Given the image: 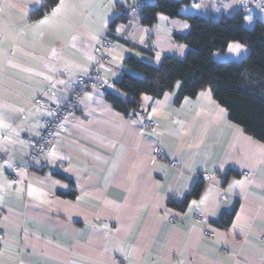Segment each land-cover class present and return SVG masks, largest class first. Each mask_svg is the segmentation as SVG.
I'll list each match as a JSON object with an SVG mask.
<instances>
[{
    "label": "crops",
    "instance_id": "0c3cea01",
    "mask_svg": "<svg viewBox=\"0 0 264 264\" xmlns=\"http://www.w3.org/2000/svg\"><path fill=\"white\" fill-rule=\"evenodd\" d=\"M239 1L190 0L180 13L217 20ZM61 2L0 0V264H264V143L210 89L177 101V82L160 97L142 93L128 114L104 96L131 99L116 84L136 74L128 57L182 59L188 46L174 35L189 21L159 12L142 24L133 0H63L54 14ZM255 19L264 13H244L247 27ZM107 28L114 45L103 62L95 47ZM246 54L230 41L213 58ZM91 73L104 88L83 94L51 155L30 157L27 139L48 115L34 101L61 102L71 78ZM13 163L15 184L6 177Z\"/></svg>",
    "mask_w": 264,
    "mask_h": 264
},
{
    "label": "trees",
    "instance_id": "16d2710c",
    "mask_svg": "<svg viewBox=\"0 0 264 264\" xmlns=\"http://www.w3.org/2000/svg\"><path fill=\"white\" fill-rule=\"evenodd\" d=\"M56 2L44 0L43 9ZM188 2L190 0H154L139 9L142 24L154 23L159 12L189 21L186 34L174 35L177 41L188 46L185 56L179 59L166 55L158 66L128 57L125 64L136 74L125 72L116 84L131 99L111 92H105V98L114 108L128 114L138 111L142 93L160 97L177 82H180L177 101L210 89L214 99L227 109L230 120L264 143V22L255 19L253 25L247 27L241 10L217 20L199 15L184 16L180 6ZM43 9L36 13L41 14ZM125 19L126 15H120L110 28L115 21ZM230 41L244 44L246 56L238 62L214 59L213 52L224 51ZM199 190L200 185L196 184L191 195L197 196Z\"/></svg>",
    "mask_w": 264,
    "mask_h": 264
},
{
    "label": "built area",
    "instance_id": "2783aa9c",
    "mask_svg": "<svg viewBox=\"0 0 264 264\" xmlns=\"http://www.w3.org/2000/svg\"><path fill=\"white\" fill-rule=\"evenodd\" d=\"M154 0H133V7L140 9L146 3H153ZM239 10L243 13L246 11L264 13V2L258 0H240L238 5ZM107 28L102 35L99 44L95 47V52L98 53L100 60L108 62L110 60V51L114 45V40L108 35ZM104 88V82L100 76L95 73L89 75H77L71 78L66 85V94L61 102H50L42 98L34 101L36 105L44 108L48 115H42L39 118V128L35 136L27 139L29 147V156L36 157L37 155H51L57 148V131L63 129L66 121L69 120L77 109L78 101L84 93L92 88ZM155 122L152 119H143L142 127L144 129H152ZM163 157V149L155 148L153 158L159 159ZM176 161H171V165H175ZM21 168L18 164H10L6 170L7 179L15 184L20 181ZM204 179H209V174L202 175ZM2 233L0 231V237Z\"/></svg>",
    "mask_w": 264,
    "mask_h": 264
},
{
    "label": "snow or ice",
    "instance_id": "6c2138e0",
    "mask_svg": "<svg viewBox=\"0 0 264 264\" xmlns=\"http://www.w3.org/2000/svg\"><path fill=\"white\" fill-rule=\"evenodd\" d=\"M63 6H64V5H63V0H62L60 7H58L57 9L54 10V14H55L56 12H59V11H60V8H62ZM46 22H47V19L41 21L40 23H46ZM235 47H239V46L237 45V46H235Z\"/></svg>",
    "mask_w": 264,
    "mask_h": 264
}]
</instances>
